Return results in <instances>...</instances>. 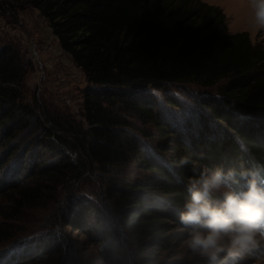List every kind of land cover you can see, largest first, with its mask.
Returning <instances> with one entry per match:
<instances>
[{"label":"trees","instance_id":"16d2710c","mask_svg":"<svg viewBox=\"0 0 264 264\" xmlns=\"http://www.w3.org/2000/svg\"><path fill=\"white\" fill-rule=\"evenodd\" d=\"M32 3L91 85L83 103L88 127L66 126L58 117L51 121L53 129L41 126L43 136L77 153L75 159L62 154L45 162L49 154L43 144L37 149L41 155L32 158L28 151L23 156L24 133L33 129L24 114L35 111L21 102L20 53L3 46L0 197L22 194L23 179L29 176L52 182L90 163L111 174L107 193L135 243L171 252L186 236L177 232L185 229L178 210L190 198L187 180L194 175L193 162L198 168H247L249 156L241 144L264 161V47L253 43L248 32L231 33L224 11L202 0ZM173 85L207 91L182 105L169 90ZM183 157L190 162L178 167ZM131 165L132 171L145 174L120 179ZM40 191L29 198H40ZM112 253L108 248L103 252L104 258L111 257L109 263L114 262ZM30 263L0 259V264ZM160 264L209 261L184 256Z\"/></svg>","mask_w":264,"mask_h":264},{"label":"rangeland","instance_id":"374dc122","mask_svg":"<svg viewBox=\"0 0 264 264\" xmlns=\"http://www.w3.org/2000/svg\"><path fill=\"white\" fill-rule=\"evenodd\" d=\"M202 1L224 11L231 33L248 32L253 43L264 47V28L258 29L252 23L249 0ZM32 2L0 0V49L8 45L19 51L24 68L21 102L35 111L34 115L24 114L33 129L24 133L26 143L21 153L24 156L30 151L32 158L41 155L42 150L37 149L43 144L49 154L45 162H54L62 154L75 159L77 153L43 136L41 126L53 129L51 121L58 117L66 126L85 130L88 124L83 103L91 85L61 49L48 20ZM169 90L182 105L191 102L196 93L207 91L193 85H173ZM147 128L153 130L152 126ZM54 132L69 138L65 132ZM132 167L120 179L128 181L145 174L142 170L132 171ZM110 178V173L89 163L52 182L30 176L23 179L22 194L27 196L13 192L0 197V235L7 237L0 240V259H30V264H160L184 256L203 258L181 247L187 236L185 229L177 230L186 236L171 252L138 246L124 229L115 202L107 193ZM38 188L41 197L30 199ZM106 248L113 252L112 263L111 257L104 258ZM260 255H264V247L231 264H252L253 258ZM223 259L222 254L217 264H223Z\"/></svg>","mask_w":264,"mask_h":264},{"label":"clouds","instance_id":"9594fccd","mask_svg":"<svg viewBox=\"0 0 264 264\" xmlns=\"http://www.w3.org/2000/svg\"><path fill=\"white\" fill-rule=\"evenodd\" d=\"M249 2L252 23L264 28V0ZM241 149L249 156L247 168H198L193 162L194 175L187 180L190 198L178 210L187 233L181 247L209 264H217L222 254L223 264H231L264 247V161L251 155L246 145ZM189 162L183 157L177 166ZM252 264H264V255L255 256Z\"/></svg>","mask_w":264,"mask_h":264}]
</instances>
